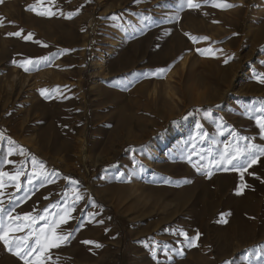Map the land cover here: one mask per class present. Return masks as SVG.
I'll return each instance as SVG.
<instances>
[{
    "label": "rangeland",
    "instance_id": "obj_1",
    "mask_svg": "<svg viewBox=\"0 0 264 264\" xmlns=\"http://www.w3.org/2000/svg\"><path fill=\"white\" fill-rule=\"evenodd\" d=\"M193 2L0 0L14 250L55 221L44 264H264V0ZM246 148L243 174L217 163ZM0 264L25 261L0 241Z\"/></svg>",
    "mask_w": 264,
    "mask_h": 264
},
{
    "label": "snow or ice",
    "instance_id": "obj_2",
    "mask_svg": "<svg viewBox=\"0 0 264 264\" xmlns=\"http://www.w3.org/2000/svg\"><path fill=\"white\" fill-rule=\"evenodd\" d=\"M187 3L189 7H199L200 5L198 3H194L193 0H182V3ZM205 2H207V0H205ZM216 6H220V5H216ZM223 7H235V5H230V4H224ZM27 10H35L32 6H29V8ZM39 15H52L51 12H40L38 13ZM72 14H68L67 18H70ZM22 31V30H21ZM7 35L9 36H20L21 32L18 31L16 33H8ZM31 37V33L28 34V36L25 37V39H28ZM203 39H207L206 37H204ZM42 59H47V58H42ZM13 63H16V61H13ZM33 61L31 60H26L23 63L20 64L21 67L25 68V71L28 70L27 65L32 64ZM163 71V70H160ZM262 83H264V80H261ZM42 90V94H43ZM257 124L259 125L261 132L264 133V118H257ZM199 127V125H198ZM254 147V146H251ZM248 150L247 148L244 149L243 151L241 150H237L235 154H233L232 152H225L223 154H221L220 157V161H218L217 163H224L227 165H231L233 167L234 170H239L241 171V174H243V172L247 171V168L251 167L252 164H255L257 162L258 157L252 154H248L247 159L244 160L243 162H241V157L243 155H245V153H247ZM261 155H264V149H261ZM42 167V166H41ZM8 173H4V172H0V177L2 176H7ZM40 175H42V173H40ZM19 175L16 176H12L10 177V179H18ZM32 177L29 178V181L31 182ZM73 183H76L75 181H73ZM0 186H2V181H0ZM77 200L80 199L79 196L76 197ZM65 212L67 213V209L65 210ZM41 219H43V217H41ZM67 220L66 219H61L60 223H66ZM56 222L53 221L51 224H49L48 230L52 231V236L49 237L47 232L43 233V238L41 239L40 234L37 235L36 237V242L33 245H28V244H24V245H17L15 250L13 249L12 244L9 241V238L7 237V234L4 232H0V241H3L5 247L9 250V251H13L15 255L19 256L22 260L25 261V264H44L43 259H41V256L43 255V253H45L49 248H55V247H59V245L61 243H66L70 238H71V234L69 233L68 235H56L54 232V228H55ZM181 235H185L183 232L180 233ZM199 234H197L198 236ZM25 240H27V237L24 238ZM195 242V238H192L189 243L188 246L191 247L193 246ZM84 243H94V242H90V241H84ZM97 247H100V245H96ZM21 247L23 249H25L24 251H21ZM36 253V257L34 260L29 261L28 257L32 256L33 253Z\"/></svg>",
    "mask_w": 264,
    "mask_h": 264
},
{
    "label": "built area",
    "instance_id": "obj_3",
    "mask_svg": "<svg viewBox=\"0 0 264 264\" xmlns=\"http://www.w3.org/2000/svg\"><path fill=\"white\" fill-rule=\"evenodd\" d=\"M76 170L78 171V172H80L81 174H83L84 173V170H83V168L80 166V165H76ZM90 172V171H89ZM91 172H92V174L95 172V169H93V170H91ZM88 173V172H87Z\"/></svg>",
    "mask_w": 264,
    "mask_h": 264
}]
</instances>
